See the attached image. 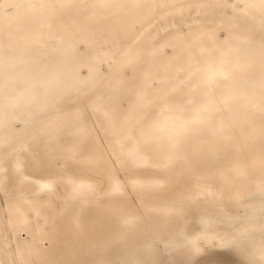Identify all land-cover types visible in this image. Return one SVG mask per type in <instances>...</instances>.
<instances>
[{
	"label": "bare ground",
	"instance_id": "obj_1",
	"mask_svg": "<svg viewBox=\"0 0 264 264\" xmlns=\"http://www.w3.org/2000/svg\"><path fill=\"white\" fill-rule=\"evenodd\" d=\"M147 2L156 7L121 25L60 18L57 31L75 37L67 59L81 79L98 82L27 134L15 135L19 123L0 134V264H243L211 237L232 231L224 214L245 215L232 200V181L242 170L259 176L264 120L216 137L193 127L171 152L141 148L126 121L148 101L144 122L156 115L166 86L156 81L164 76L178 86L167 102L183 103L186 76L175 70L201 61V50L228 40L258 64L264 33L235 26L232 0ZM153 67L157 75L145 86L142 75ZM185 237L202 249L195 260L187 248L172 249Z\"/></svg>",
	"mask_w": 264,
	"mask_h": 264
},
{
	"label": "clouds",
	"instance_id": "obj_2",
	"mask_svg": "<svg viewBox=\"0 0 264 264\" xmlns=\"http://www.w3.org/2000/svg\"><path fill=\"white\" fill-rule=\"evenodd\" d=\"M155 7L147 0H0V134L9 135L19 123L23 131L15 135L23 136L96 86V77L81 79L67 59L75 37L57 31L61 17L82 16L87 26L121 25ZM227 7L239 17L236 27L246 23L264 33V0H232ZM41 37L47 46L40 44ZM200 55L201 61H188L175 70L186 76L180 82L187 89L183 103L167 102L178 86L164 76L156 81L166 85L160 89L162 107L156 115L144 122L148 101L144 113L126 121L127 135L135 132L141 148L171 152L193 127L216 137L233 125L242 130L257 118L264 120V60L253 64L247 48L228 40ZM156 75L155 67L145 71L144 85L150 86ZM260 140L259 176L250 180L242 170L232 181V200L245 215L224 214L222 222L232 231L211 237L221 248H234L243 264H264V135ZM253 196L260 199L244 204ZM181 248L188 249L190 260L202 255L198 241L185 237L172 245L174 251Z\"/></svg>",
	"mask_w": 264,
	"mask_h": 264
}]
</instances>
